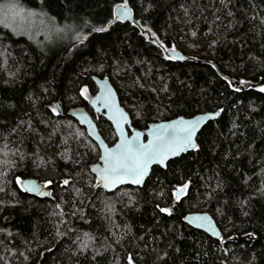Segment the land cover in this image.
I'll use <instances>...</instances> for the list:
<instances>
[{"label": "trees", "instance_id": "trees-1", "mask_svg": "<svg viewBox=\"0 0 264 264\" xmlns=\"http://www.w3.org/2000/svg\"><path fill=\"white\" fill-rule=\"evenodd\" d=\"M19 1L85 22L86 35L45 54L0 25V264H264V0ZM120 4L133 23L114 17ZM93 75L110 80L131 129L221 115L142 187L108 193L90 172L96 144L51 109L87 107ZM28 178L50 197L24 192ZM187 212L210 213L222 239L185 224Z\"/></svg>", "mask_w": 264, "mask_h": 264}, {"label": "water", "instance_id": "water-1", "mask_svg": "<svg viewBox=\"0 0 264 264\" xmlns=\"http://www.w3.org/2000/svg\"><path fill=\"white\" fill-rule=\"evenodd\" d=\"M113 14L114 17L121 22H134L133 13L129 6L123 4L117 5L113 10ZM166 55L171 60L177 62L189 61L191 59L188 56L184 55L180 50L174 49L168 50L166 52ZM91 79L97 91L90 98L89 104L94 112H103V117L107 120V122H109L114 130L116 140L111 145H109L98 132L97 126L95 125L92 117L84 110H71L60 115H67L73 118L78 123V125L85 130L87 137L96 144L99 150V157L97 162L93 163L90 166V172L94 176L98 186L108 193L113 192L123 186L142 187L144 182L150 175L153 167L164 169L166 168L169 161L174 160L180 155L186 154L187 152L195 149L198 133L205 125H207L209 122L217 120L221 115V112L219 110H216L213 112L195 114L191 117L177 116L169 120H163L149 124L144 130L131 129L128 133V127L129 129L131 128L130 116L124 109V107L120 104L117 93L109 80L106 78L101 79L96 76H92ZM188 121H199L195 135L192 137V142L195 145L194 148H186L184 150L178 151L175 155L169 153L167 155V158L163 159L162 162L160 160V157L155 158L151 163L148 164L147 172L144 175L143 180L139 184L134 183L131 176H126L123 178V182L105 186L106 182L101 179V175L103 169L106 167L104 158L109 152L117 153L121 151L122 149L120 148V146L124 144L125 141H132L133 147H135L136 143L143 145H147L150 142L158 143L157 136L161 134L164 135L165 142H174V147H179V143L183 138V134L179 131V129L183 127L185 122ZM168 126L172 127L169 128ZM165 128L168 129V132H172L173 129H175L174 134L172 136H169L168 133L165 132ZM20 188L24 192L40 198L50 197L51 194L50 190L46 188L43 183L38 182L33 178H28L21 181ZM183 193L184 189L182 188L175 193V196L180 197ZM88 202L89 200H87L83 211L85 210ZM197 217L206 219H196ZM183 222L189 227L200 230L212 238L222 239V234L219 227L217 226L213 216L208 212H187L183 216Z\"/></svg>", "mask_w": 264, "mask_h": 264}, {"label": "snow or ice", "instance_id": "snow-or-ice-1", "mask_svg": "<svg viewBox=\"0 0 264 264\" xmlns=\"http://www.w3.org/2000/svg\"><path fill=\"white\" fill-rule=\"evenodd\" d=\"M23 12L24 9L18 7L15 3L10 4L7 9L0 7V24H5L10 18L15 21ZM29 14L31 15V13ZM98 31H103V29H98ZM86 91V89L83 90V92ZM261 91H264V88ZM198 124L199 121H188L179 129L183 134L179 147H174V142H165L163 134L157 136L158 143L150 142L147 145L136 143L135 147H133L132 141H125L120 146L121 151L117 153L109 152L104 158L106 167L103 169L101 179L106 182L105 186L123 182V178L126 176H131L133 182L139 184L147 172L148 164L155 158L160 157L162 162L163 159L167 158L169 153L175 155L178 151L186 148H194L195 145L192 142V137L195 135ZM165 132L169 136H172L175 129L172 132H168V129L165 128ZM65 183L68 182L65 181ZM161 211L169 210L161 209ZM196 219L206 218L197 217Z\"/></svg>", "mask_w": 264, "mask_h": 264}, {"label": "rangeland", "instance_id": "rangeland-1", "mask_svg": "<svg viewBox=\"0 0 264 264\" xmlns=\"http://www.w3.org/2000/svg\"><path fill=\"white\" fill-rule=\"evenodd\" d=\"M12 3L23 8L24 12L15 21L10 18L5 24L0 25L14 36L25 37L45 54L59 51L73 42L84 39L86 35L83 32L85 22L69 20L60 22L42 7H27L19 0H0V7L7 9ZM241 86H248V83L243 82ZM83 213H79L80 219L85 218Z\"/></svg>", "mask_w": 264, "mask_h": 264}, {"label": "flooded vegetation", "instance_id": "flooded-vegetation-1", "mask_svg": "<svg viewBox=\"0 0 264 264\" xmlns=\"http://www.w3.org/2000/svg\"><path fill=\"white\" fill-rule=\"evenodd\" d=\"M106 79H108V78H106ZM109 80V79H108ZM109 82H110V80H109ZM111 83V82H110ZM112 85V84H111ZM93 86H94V93L91 95V96H89L88 98H87V107H83V106H80V105H76V106H73V108L72 107H70V108H68L67 110H65L63 107H62V105L60 104V102L58 101V102H55V103H53L52 105H51V109L52 110H54L57 114H64V113H67V112H69V111H71V110H84V111H86L87 113H89V115L92 117V119H93V121H94V123H95V125L97 126V129H98V132L100 133V131H99V126L97 125V118H103V120H105V122H107V120L103 117V112H100V113H97V112H94L93 111V109L91 108V106H90V104H89V100H90V98L95 94V92L97 91V89H96V87H95V85L93 84ZM113 86V85H112ZM113 88H114V86H113ZM115 89V88H114ZM116 91V90H115ZM117 93V92H116ZM117 96H118V94H117ZM118 99H119V97H118ZM120 102V101H119ZM121 104V103H120ZM125 109V108H124ZM128 113V112H127ZM67 116V115H66ZM67 117H69V116H67ZM71 118V117H70ZM71 119H73V118H71ZM74 120V119H73ZM75 121V120H74ZM76 122V121H75ZM77 123V122H76ZM78 124V123H77ZM107 124L111 127V125L109 124V122H107ZM111 129H112V131H113V133H114V130H113V128L111 127ZM131 130V128L129 129V127H128V129H127V131H128V133H129V131ZM101 134V133H100ZM101 136H102V134H101ZM103 137V136H102ZM114 137H115V140H116V136H115V133H114ZM104 139H106L105 137H103ZM109 145H111V144H109ZM21 181V180H20ZM19 181V182H20ZM44 186L47 188V185L46 184H44ZM32 196H34V195H32Z\"/></svg>", "mask_w": 264, "mask_h": 264}, {"label": "bare ground", "instance_id": "bare-ground-1", "mask_svg": "<svg viewBox=\"0 0 264 264\" xmlns=\"http://www.w3.org/2000/svg\"><path fill=\"white\" fill-rule=\"evenodd\" d=\"M93 76H95V75H93ZM96 77H98V76H96ZM98 78H100V77H98ZM101 79H103V78H101ZM92 82H93V81H92ZM93 84H94V83H93ZM23 180H25V179H22L21 181H23ZM21 181L19 182V186H20Z\"/></svg>", "mask_w": 264, "mask_h": 264}]
</instances>
